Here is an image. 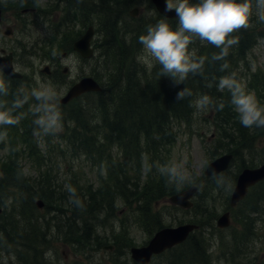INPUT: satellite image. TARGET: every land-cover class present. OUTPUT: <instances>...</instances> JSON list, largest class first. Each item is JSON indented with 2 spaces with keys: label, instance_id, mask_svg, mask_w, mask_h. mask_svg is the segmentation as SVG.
<instances>
[{
  "label": "rangeland",
  "instance_id": "1",
  "mask_svg": "<svg viewBox=\"0 0 264 264\" xmlns=\"http://www.w3.org/2000/svg\"><path fill=\"white\" fill-rule=\"evenodd\" d=\"M12 1L0 0L7 7V9L4 8L5 11L0 28V50L14 53L16 70L27 78L25 83L17 85L18 90L23 88L24 91L28 92L40 84H51L60 93L61 98L70 87L82 78H94V76H98L93 75L94 71L99 72L102 77L105 76L99 64L103 65V62L108 57L104 55L103 47V55L101 53L100 44L97 41L100 34L97 33L94 38L93 46L96 48V51L95 57L91 60H83L71 49V43L78 37L76 36L77 32L85 29L81 24H73L72 27L70 26V30L72 31L69 32L70 22L66 21L67 23L65 22L61 34L57 36V40L52 41L51 36L53 35V29H56V25L52 28L51 24H56L64 16H69L70 6L68 4L67 13H61L60 0H42L41 6L44 10H49V6L59 8L53 12L51 23L41 22L38 25L32 26L27 21L29 17L22 16L20 10H17L19 9L18 6L11 8L7 5V2ZM84 3L90 7L91 4L96 5L97 0H84ZM135 7L139 8L138 17H128L131 9L125 14L123 19L129 27L143 25V27L135 31V33L137 32L140 35L146 34V29L149 25H155L163 18L157 13L151 0H138L136 6L133 8ZM90 9L87 17L88 20L92 21L90 23L96 27V23L102 18H100V15H96L97 9L94 6ZM79 14L82 15L83 12L78 11L77 15ZM83 16L84 14L82 15V20H84ZM253 17L256 19L255 16ZM252 21L253 18L248 27L249 31L254 35H260L257 28L258 20L256 19L254 23ZM168 23L173 29L177 26V20ZM7 27L13 29V35L6 36L4 34ZM120 35L124 36L123 33ZM129 35L136 37L131 33ZM34 40H37L39 44L37 48L33 47L36 44L33 43ZM46 40L51 41V43L47 44ZM201 47L204 46L201 45L200 41L196 40L190 45V50L194 51L197 55L198 48L200 51ZM64 53H66L65 56ZM141 53L142 45L138 48L137 57ZM141 64L147 67V74L141 79L146 83L147 76L158 65L154 64L152 68H148L144 63ZM46 66L51 68L55 78L42 73V70ZM238 66L239 69L234 73L235 78L248 91L253 92L260 102L258 90L253 87L252 75H259L264 79V39H259L257 45L248 52L246 59L240 62ZM65 70L66 72L64 73ZM8 85L9 87L12 86ZM224 91L225 93L228 92L227 90ZM7 97L5 96L4 101L10 106L12 99L9 94ZM33 102L25 105L22 111H18L25 114L19 125L0 129V131H7L6 141L0 142V160H8L10 157L15 159L17 166L22 169L26 180L37 184L41 181H52L56 189L61 193L64 192L68 196V200H70L71 194L68 192L66 186L74 188L76 193L79 190H83L84 192L89 187H93L95 190L100 189L108 175L107 166L113 160H120V163L126 164L132 177L133 172L131 169L137 168V166H133L134 161L129 157L124 158V145L116 144L112 140L108 141L106 139V135H110V131L105 132L103 130L100 132L104 135L99 136V139L107 143L104 146L107 147L108 157L101 165H99V161H93L92 158H88L83 152L77 151L72 146V143L66 140L68 131L64 127H62V130L56 136H47L43 140L35 138L33 136V128L35 126L32 123L35 117L30 111L31 103ZM211 108L209 106L202 112L196 110L190 126L188 124L178 125L175 123L174 132L176 140L172 145L167 146L166 152L155 163L167 164L175 162L182 164L186 170L196 176L197 183L206 185L207 178L204 173L209 163L225 154H229L228 151L231 149L227 140L223 139L221 141V137L217 133V128L213 122L215 112H212ZM127 127L126 131L130 132L131 128L128 124ZM25 138L33 145L31 148L26 145ZM11 141L16 143V147L12 145ZM148 161L147 158H144L143 163H141L138 172L140 181L145 179ZM243 161L251 169L255 167V164H258L257 167H259L264 162V137L259 138L251 150L242 152L239 157L234 159L230 170L224 173L231 180L230 191L225 192L223 189L207 186L205 195L202 191H199L194 198L193 203L198 207L195 209L193 207L191 210H183L173 206L169 203L170 196L159 199L153 206V212L159 214L165 228H173L191 223L196 224L201 221L206 223L210 219L214 220L212 228L205 225L192 234V236L196 234L203 235L199 238H203V244L207 248V254L209 255L207 264H264L263 202L258 203L256 197L252 196L253 192L251 189L249 192L251 197H248L238 207L231 208L229 203L237 180L234 177L240 174ZM252 161L254 162V167ZM190 186L185 185L184 187ZM210 191L215 198L214 200L207 201L206 197L209 196ZM0 195L2 196L0 206L3 211H10L9 208L22 203L24 197L16 193L13 188H6ZM70 203V201H67L69 207ZM205 204L213 207L214 211L202 214L201 216L199 213ZM227 211L231 214L232 225L229 229L220 230L216 227V220ZM48 212V210L43 209L39 211V214H35L38 220H42V217H44L46 219L45 222H49V229H45V232L48 233L46 237L48 243L39 250V262L42 261L40 264H136L131 258L130 249L146 246L155 234L151 232L152 225L141 222V211L138 209L137 204L129 207L119 201L115 214L112 212L108 214L107 210H102L96 219H91L90 222H93L92 235L94 239L92 242L87 243V245L65 240L55 229L54 226L59 225V221L64 222L68 217H71L70 211L66 210V213L62 214L63 217L60 216L58 221L52 220L58 213L50 211L52 213L49 214ZM151 221L154 226L156 218L151 219ZM242 235L248 236L246 241L243 243L239 242L238 246H236V241ZM0 237L3 238L1 234ZM1 243H4L3 239ZM110 246L114 247L113 250L107 248ZM173 249L154 258L149 264H169L168 260L174 259L181 252L180 250L171 252ZM0 264H38V262H35L33 253L21 259L18 257V254L14 253L12 246L0 245Z\"/></svg>",
  "mask_w": 264,
  "mask_h": 264
},
{
  "label": "trees",
  "instance_id": "2",
  "mask_svg": "<svg viewBox=\"0 0 264 264\" xmlns=\"http://www.w3.org/2000/svg\"><path fill=\"white\" fill-rule=\"evenodd\" d=\"M137 1L97 0L96 5L91 4L89 7L84 3V0H69L76 7H79L80 4L81 8H79L84 14V20L80 24L84 28H87L88 24L92 22L87 17L90 8L94 6L97 9L96 15H100L102 18L96 23L97 32L100 34L97 41L100 44L101 53L103 47L104 55L108 58L103 62V65L98 63L103 69L104 77L97 71L93 72V75H98L94 78L101 84L102 91L100 93H87L66 106L59 104L63 115V127L68 131L66 140H69L77 151L83 152L93 161H99V165H101L108 157L107 147L104 146L107 143L99 139V136L104 135L100 132L110 131V135H106V139L124 145V158L129 157L133 160V166H137V168L131 169L133 172L131 177L126 164L120 163V160L111 161L107 166L108 175L103 186L96 190L93 187H89L84 192L79 190L76 196L82 202V207L71 203L69 207L68 196L56 189L52 181L33 183L26 180L15 159L10 157L8 160H0V194L6 188H13L16 193L24 196L22 203L13 205L12 208H9L10 211H3V214L0 215V234L3 236V238L0 237V245L12 246L14 253L18 254L21 259L33 253L35 262L40 264L42 261L39 262V250L48 243L46 240L48 233L45 232V229H49V222H45L44 217L42 220L35 217V214H39L40 211L36 205L38 200L44 202V209L48 210L49 214L58 213L52 220L58 221L60 216L63 217L62 214L66 213V210L71 212V217H68L64 222L59 221V225L54 227L61 237L72 243L87 245L92 242L94 239L92 235L93 222L90 220L96 219L102 210H107L108 214L111 212L115 214L119 201L129 207L137 204L141 211V222L152 225L151 232L155 233L163 228L161 217L153 212V206L159 199L180 191H177L174 186L168 185L165 179L156 173L153 165L166 152L167 146L172 145L176 140L174 124L191 125L190 122L193 121V116L196 113L191 102L197 97L206 94L212 98L213 104L210 106L212 112H215L214 126L217 128L221 141L227 140L231 148L228 152L234 155V159L239 157L242 152L251 150L257 140L264 137V129H249L239 123L238 116L229 103L230 93L220 91L217 87L219 78L234 74L239 69L240 62L246 59L248 52L257 45L259 39H264V23L257 22L260 35H254L248 28L234 33L233 35L238 37V43L229 49V55L224 61H213L212 55L219 53L220 50L210 44L201 43L204 47H201L200 51L198 48L196 56L206 58L203 75L190 74L181 85L174 87L169 78L158 75L160 68L157 66L150 75L148 74L145 83L141 79L147 74V67L137 60L141 35L135 33L143 25L129 27L123 19L125 14L136 6ZM29 4V0H25L23 6H21L20 0L7 2V5L19 8L28 7ZM1 6L3 9L5 8L4 4ZM129 16L130 13H128ZM255 20L253 17L252 23ZM80 32H77L76 36L79 37ZM121 33L124 34L123 37L120 35ZM130 33L136 37H131ZM223 63H227L228 68L221 71ZM252 81L253 87L258 90L260 103L264 104V79L253 74ZM209 83L212 87H208ZM183 87L190 89L193 95L177 102L176 92ZM17 91V86L9 88V96L12 100ZM0 100H5V96H0ZM220 101L225 103V108L222 111L216 108V104ZM127 124L131 128L130 132L126 131ZM24 141L29 148L33 146L26 138ZM11 142L16 147V143ZM144 158L149 160L148 170L144 176L145 179L140 181L138 172ZM244 163L245 161H243L240 172L248 168L247 163L246 165ZM257 165L255 164V167ZM237 177L238 175L234 179ZM206 181L207 184L202 190L204 195L207 186L217 189L212 178H207ZM187 188L183 187L182 189ZM251 191L258 203L263 202L262 205H264V182ZM249 197L251 196L249 195ZM206 198L207 201L214 200L215 196L210 191ZM0 200L2 201L1 195ZM197 207L194 205V209ZM210 211H214L213 207L205 204L199 214L202 216ZM153 218H156L154 226L151 221ZM52 220L50 221L52 222ZM213 221L210 219L206 223L201 221L196 224L201 228L205 225L212 228ZM45 225L47 226L45 227ZM201 236L203 235L191 236L184 244L174 248L171 252L178 250L181 252L174 259H169L168 263L207 264L209 255L206 245L203 244V238H199ZM247 237L240 236L236 241V246L239 242H245ZM2 239L4 243H1Z\"/></svg>",
  "mask_w": 264,
  "mask_h": 264
},
{
  "label": "clouds",
  "instance_id": "3",
  "mask_svg": "<svg viewBox=\"0 0 264 264\" xmlns=\"http://www.w3.org/2000/svg\"><path fill=\"white\" fill-rule=\"evenodd\" d=\"M25 0H20L23 6ZM37 7L42 0H35ZM165 13L176 14L175 29L166 19L159 20L155 25H149L146 34L139 37L142 53L138 62L148 68L158 65L161 77L169 78L174 87L181 85L190 74L203 75L205 57H197L190 50L196 40L202 44H210L220 51L211 57L213 61H224L229 55V49L238 43V37L233 34L250 26L253 16L264 23V0H165ZM6 66H0V72ZM228 68L227 63L221 65V71ZM208 87H212L211 83ZM217 87L220 91L230 93V105L238 116L239 123L245 128L264 129V104H261L253 92L235 78V74L219 78ZM9 85L0 78V96H8ZM193 95L192 91L183 87L176 92V101L180 102ZM31 103L30 111L35 117L32 121L33 136L43 140L47 136H56L63 127V115L59 109L60 93L51 84H40L26 92L19 89L11 105L0 100V129L19 125L24 118L23 112H18ZM213 104L208 95H201L191 102L197 111H204ZM217 110H223V101L216 104ZM7 139V131H0V142ZM156 173L163 177L166 183L180 191L185 185H192L198 191L204 188L203 183L196 182V176L186 170L182 164L169 162L153 165ZM211 178L218 189L225 192L231 190V180L222 172H212ZM71 194L70 202L82 207V202L76 196V190L66 186Z\"/></svg>",
  "mask_w": 264,
  "mask_h": 264
},
{
  "label": "water",
  "instance_id": "4",
  "mask_svg": "<svg viewBox=\"0 0 264 264\" xmlns=\"http://www.w3.org/2000/svg\"><path fill=\"white\" fill-rule=\"evenodd\" d=\"M152 3L160 15L167 19H176V14L174 12L165 13V0H152ZM138 11V8H134L131 11V17H136L138 15ZM1 20L2 10L0 8V23ZM12 32L13 30L10 27H7L5 35L10 36ZM93 36L94 29L93 27H90L73 45V50L85 60H89L94 56V49L92 47ZM0 66H6L3 73L7 77L12 79H21L23 77V75L17 72L14 68L12 54L5 56L0 55ZM46 71L47 68H45L44 72ZM101 90V86L95 79L86 77L73 85L68 90L67 94L60 100V103L62 105H66L85 93H99ZM232 159L233 155H224L218 158L208 166L205 174L211 177L213 171L222 173L227 171L230 167ZM262 181H264V164L257 169H244L239 175L236 186L232 192L230 198L231 207H236L240 202H242L246 198L249 189ZM197 192L198 190L194 186H191L185 191L171 196L169 202L172 205L183 209H191L193 207L191 200ZM36 205L40 210L44 208V202L42 200L37 201ZM2 212L3 209L0 207V215ZM230 225L231 217L229 212L224 213L217 220V227L220 229H227ZM197 229L198 226L195 224L181 225L176 228H164L154 235L147 246L132 248L130 251L131 257L138 264H148L154 255H160L169 249L181 245L189 238L190 234ZM107 248L109 250L113 249L111 246Z\"/></svg>",
  "mask_w": 264,
  "mask_h": 264
},
{
  "label": "flooded vegetation",
  "instance_id": "5",
  "mask_svg": "<svg viewBox=\"0 0 264 264\" xmlns=\"http://www.w3.org/2000/svg\"><path fill=\"white\" fill-rule=\"evenodd\" d=\"M73 1V0H72ZM60 2H61V6H60V12L62 13V12H66L67 13V4L70 6V14H69V16L67 17V16H64L59 22H57L56 24H51V26H52V28H53V26L54 25H56V29L54 30L53 29V35L51 36V38H52V41H55V40H57V36L58 35H60L61 34V32H62V30H63V27H64V25H65V22L67 21H69L70 23H71V25H73V24H78V22H80V21H82V15H77V13H78V11H80L79 10V7H80V4H79V7H76V5L75 4H73V2H69V0H60ZM66 2V3H65ZM29 6L28 7H21V8H19V9H17V10H20V14L22 15V16H28L29 17V19H27V21L29 22V24H31L32 26H35V25H38L39 23H41V22H49V23H51V20H52V18H53V12L56 10V9H58L59 7H56V6H54V7H51V6H49L48 8H49V10H44L43 8H42V6H39V7H37L36 6V4H35V0H29ZM55 3H56V1H55ZM76 3H78V1H76ZM63 5H65V6H63ZM9 7H11V8H14V7H12V5H8ZM81 8V7H80ZM5 9H7V7H5ZM5 9H4V11H5ZM4 11H3V14H4ZM2 14V15H3ZM2 21H3V16H2V20H1V24H2ZM13 30V29H12ZM82 34V31L80 32V35ZM11 35H13V32H12V34ZM10 35V36H11ZM63 37V36H62ZM47 44L50 42L51 43V41H49V40H46L45 41ZM33 43H36L35 45H33V47H35V48H37V46L39 45L38 44V42H37V40H34L33 41ZM3 51H5V50H0V55L1 56H5L6 54H12V56H13V63H14V61H15V55H14V53H12V52H7V51H5L6 52V54H5V52H3ZM64 54H66V53H64ZM14 67H15V64H14ZM47 67V71H46V74L45 75H47V76H49V77H52L53 76V78H55V75H54V73L51 71V68L49 67V66H46ZM15 69H16V67H15ZM66 72V70L64 71V73ZM43 73V72H42ZM0 75H1V77L4 79V77H3V75H2V73L0 72ZM27 80V78H26V76L23 74V79L22 80H19L20 82H14V80H12V82H10L9 80H7V83L8 84H12V83H15L13 86H16V85H18V84H20V83H25V81ZM18 89V88H17ZM13 90H15L14 88H13Z\"/></svg>",
  "mask_w": 264,
  "mask_h": 264
}]
</instances>
